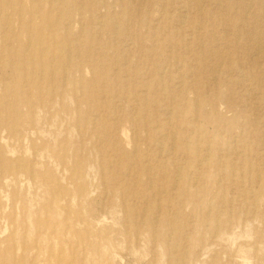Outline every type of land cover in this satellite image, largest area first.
Segmentation results:
<instances>
[{
    "label": "rangeland",
    "instance_id": "374dc122",
    "mask_svg": "<svg viewBox=\"0 0 264 264\" xmlns=\"http://www.w3.org/2000/svg\"><path fill=\"white\" fill-rule=\"evenodd\" d=\"M0 264H264V0H0Z\"/></svg>",
    "mask_w": 264,
    "mask_h": 264
},
{
    "label": "bare ground",
    "instance_id": "6f19581e",
    "mask_svg": "<svg viewBox=\"0 0 264 264\" xmlns=\"http://www.w3.org/2000/svg\"><path fill=\"white\" fill-rule=\"evenodd\" d=\"M38 11H39L38 7L29 8V13L31 14V17H32L30 19V22H29L30 24L28 26H25L24 28L21 29L22 30L21 32L24 34L26 39L25 40L20 39V40H15L14 41L15 44L17 45V47H18V48L15 49L14 57L16 59L20 60V61H22V59L27 60V58L29 59V58L33 57V55H35V53L44 52L46 50L48 51L49 57L51 59L59 58V55H58L59 48L52 46L54 44L51 43V41L53 40V38H52L53 32L48 36L50 38V41H49L48 44H46L45 41L44 42L42 41V37H43V33L41 32L42 29L40 27L36 26L37 25V20H38L37 17H36V13ZM16 16H17V18L19 20L20 19V14L17 13ZM30 64H32V63H30ZM77 67L80 69L81 68V64L77 65ZM147 165H149V164H147Z\"/></svg>",
    "mask_w": 264,
    "mask_h": 264
}]
</instances>
